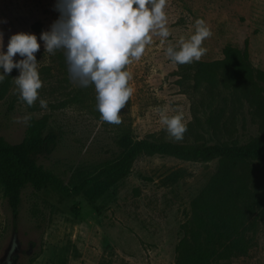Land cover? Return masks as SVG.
I'll return each instance as SVG.
<instances>
[{
    "label": "rangeland",
    "instance_id": "1",
    "mask_svg": "<svg viewBox=\"0 0 264 264\" xmlns=\"http://www.w3.org/2000/svg\"><path fill=\"white\" fill-rule=\"evenodd\" d=\"M56 3L0 0L2 50L7 52L14 34L37 36L41 47L35 55L43 81L39 95L47 101L46 109L39 100L32 107L22 102L13 81L19 70L13 69L0 83V136L18 143L32 120L46 118L62 131L63 138L39 162L70 187L81 180V171L116 158L117 138L126 129L136 139L154 135L176 143L193 141L186 133L182 141L173 140L153 109L166 106L169 116L182 112L187 124L192 121L190 101L175 83L177 64L165 53L169 44L178 47L181 39L195 33L196 19H203L213 33L203 42L207 52L201 62L222 59L223 48L231 45L245 48L251 65L264 72V0H168L171 35L164 42L154 37L143 58L129 66L135 93L121 112L122 123L102 122L94 86L81 88L73 83L68 69L62 73L55 55L45 52L39 39L59 18ZM20 59L18 54L14 57V61ZM28 114L27 125L15 122ZM255 134L247 121L238 135L245 142ZM218 168L217 160L141 156L129 175L95 202L90 188L65 195L51 188L25 189L14 223L0 194V264H28L30 259L32 264H174V247L184 230L192 227V202ZM252 241L247 256L214 264H264V216L256 222Z\"/></svg>",
    "mask_w": 264,
    "mask_h": 264
},
{
    "label": "trees",
    "instance_id": "2",
    "mask_svg": "<svg viewBox=\"0 0 264 264\" xmlns=\"http://www.w3.org/2000/svg\"><path fill=\"white\" fill-rule=\"evenodd\" d=\"M37 32L42 31L37 27ZM54 55L57 66L66 73L63 50ZM222 56L212 62L177 65L174 73L176 85L190 101L192 121L186 136L193 141L176 143L154 135L136 139L126 129L117 138L116 158L81 171V180L72 187L39 162L63 138L62 131L46 118L32 120L18 143L0 136V194L13 223L27 188L34 192L51 188L63 195L90 188L95 202L122 182L141 156L184 162L217 160L219 168L192 202V227L184 230L175 245L173 261L214 264L247 256L256 222L264 216V72L251 65L245 48L226 45ZM247 121L256 134L241 142L239 130L245 129Z\"/></svg>",
    "mask_w": 264,
    "mask_h": 264
},
{
    "label": "clouds",
    "instance_id": "3",
    "mask_svg": "<svg viewBox=\"0 0 264 264\" xmlns=\"http://www.w3.org/2000/svg\"><path fill=\"white\" fill-rule=\"evenodd\" d=\"M167 6L168 0H57L59 18L39 39L50 55L63 50L73 83L81 88L94 86L102 122L122 123L121 112L135 93L129 66L143 58L154 37L164 42L171 35ZM212 35L207 23L198 18L195 33L181 39L178 47L169 44L165 54L177 65L198 62L207 52L203 42ZM40 47L36 35L18 33L10 37L5 53L0 32V83L13 69L19 70L13 79L18 98L29 107L39 100L40 107L46 109L47 101L39 95L43 81L35 55ZM17 54L22 59L14 61ZM153 111L173 140L184 139L187 123L182 112L169 116L166 106ZM30 120L28 114L15 122L27 125Z\"/></svg>",
    "mask_w": 264,
    "mask_h": 264
}]
</instances>
